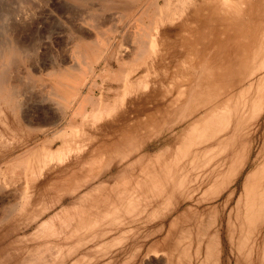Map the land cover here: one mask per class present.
Returning <instances> with one entry per match:
<instances>
[{
    "label": "rangeland",
    "instance_id": "obj_1",
    "mask_svg": "<svg viewBox=\"0 0 264 264\" xmlns=\"http://www.w3.org/2000/svg\"><path fill=\"white\" fill-rule=\"evenodd\" d=\"M80 1L0 0V27L8 29L15 37L29 41L30 47L32 46L36 53L31 62L34 66L43 61L45 65L66 60L68 62L65 64H72L74 59L73 55L70 56V49L74 33L71 30L74 31L76 27L87 29L95 40L101 38L104 30V34L108 32L106 43L109 45L98 62L97 71L99 72L107 62L106 66L110 64L116 68L120 59L128 54V48L129 52L133 48L130 37L133 32H130V29L132 31L135 28L136 24L132 23V20L134 15L139 14L132 11L130 14L132 13L133 17L128 14V18L121 23L116 21L119 19V9H114V5L105 6L102 0H93L95 5L92 0L90 3ZM96 1L99 4H96ZM156 2L162 3V0ZM205 2L196 1L194 8H198V11H190L173 22L165 23V26L173 30L167 32L164 45L160 44L161 42L160 45L157 44L158 54L153 52L144 61L135 64V69L130 71V79L137 82L148 80L142 84L139 82L141 89L133 91L137 85L130 88L132 91L129 90L128 93V90L121 88L124 87V84H121L122 79L96 76L94 81L90 76H85L87 85L83 88L84 92L91 89L97 96L112 98L105 99L111 107L115 106L112 110H115L114 114L111 111L112 113L105 117V120L109 119L106 122L103 116V119L90 124H85L84 120L82 123L70 122L69 119H73V115L69 113L71 110H68L66 117L63 116L64 103L56 98L50 99L45 93L50 84L48 76L43 75L42 81H39L40 85L29 82L25 86L21 72L24 69H20L18 78L21 79L22 76L20 106L24 110L23 115L28 118L30 115L32 118L36 114H42L41 105L45 104L46 107L48 99V105L56 100L57 102L52 104L55 108L51 107V111H47L54 115L55 125H43L47 130L41 129V132L38 129L35 134L20 139L19 143L10 144L14 152L13 154L10 151L11 155L16 160L20 159L18 154L22 158L26 156L23 162H27L24 164L22 158L19 160L24 168L20 164V178L16 179V184L12 182L18 190L13 184H9V190L0 195V202L8 205L17 201L19 205L16 208L0 207V255L2 257L5 253H11L8 255L10 258L5 254L8 259L0 257V261L4 260V263L6 260L5 264H25L31 257L36 260L38 252L37 254L43 257H39L42 258L38 260L42 262H39L40 264H207L210 254L204 252L207 251L206 242L216 231L219 236L218 246L216 253L210 256L216 259V264H234V260L238 259L237 264L240 261L243 262L240 264H245L248 259L245 255L248 254L249 264H264L261 251L264 250V218L249 230L252 233L248 234V240L245 233L250 228L247 223L242 224L245 230L240 228L242 225L234 222L237 216L241 219L244 215L247 193L264 190V27L262 26L257 36H254L261 42L256 48L243 46L247 40H252L248 38L250 35L247 33H238L236 39L230 41L227 35L232 33V29L228 30V34L213 29L210 24L197 29L199 21L195 15L200 17L210 14V9L203 5ZM217 2L220 8L218 16L216 15L217 22L214 21V24L220 26L224 22L222 17L227 14L225 11L230 15H237L241 10L240 18L244 21L248 19L245 12L248 0H216ZM101 3L105 6L104 9ZM148 4V1H144L143 5ZM227 4H231L232 8L224 10ZM97 5L103 11L99 10ZM107 8L110 10H106ZM93 10H99L102 15L100 20L105 23L104 26L109 25L105 26L109 27L108 29L103 25L101 29H92L85 23ZM130 18L132 22L129 21ZM262 22L264 25V17ZM70 26L76 27L73 29ZM96 32L99 33L98 38L95 36ZM226 39L228 43L217 42ZM236 40L239 47H235L233 43ZM122 42L125 46H120V49L118 45ZM110 45H113L112 48H109ZM109 49H113V52ZM117 49L122 53L118 54ZM237 54L243 55L245 60L248 58L249 62L247 67L241 68L238 78L235 73L239 65L236 69L233 67L230 74L225 72L227 60L235 59ZM212 57L214 61L208 62ZM103 59L106 62H103ZM48 60H53L54 63ZM153 61H156L154 67L151 66ZM144 72L150 73L149 76L140 77ZM210 73H214L216 77L207 78ZM116 79L118 82L115 83ZM25 80L28 82L27 78ZM42 83L45 84L43 87ZM118 85L121 86L120 89ZM122 90L126 92V95L122 92L125 101L123 95H120ZM119 95L122 96V101H119ZM225 98H229L231 101H228L234 107L229 103L230 108ZM115 99L122 104L115 105ZM233 99L238 101H232ZM34 100L38 102L36 105L39 110L36 111L39 112L31 109V102ZM105 100L103 99V103H106ZM171 100L176 102L171 103ZM221 102L227 104L222 105ZM220 104L223 107L228 105L227 108L233 112V117L231 114V119L229 118L222 130L206 134L208 130L197 127L193 134H188L194 122H199L203 116L206 118L210 110L221 106ZM138 106L145 107V110L137 114ZM116 109L125 110L127 121L122 124L123 129L113 133L107 125L118 121ZM41 114L38 116L43 117L44 113L43 116ZM68 117L71 126L66 121ZM32 119L29 120L36 121ZM63 128L68 132L67 148H63L61 143L60 134ZM186 132L191 140L187 139L188 136L184 137ZM114 137L120 138L121 141L112 142ZM183 140L190 142L187 146L183 145L182 149L178 148L181 151L176 153ZM49 144L50 149L59 152L61 156L57 155L43 165L31 160L37 152L44 148L49 149ZM27 152L30 155L34 152V155H24ZM11 157L4 159L9 161L12 160ZM4 163L0 162V165ZM157 164L162 167L160 170L156 168ZM147 171H150L152 176L156 175L152 178ZM246 182L249 186L254 185L253 190L246 189ZM231 218L236 228L229 226L227 221ZM229 231L232 232L233 238L229 237ZM234 235L240 238L241 235L245 236L242 240H237ZM239 241L241 244L244 241L248 246L241 248L244 243L241 245ZM249 245L253 247L249 248ZM234 246L238 249L236 251L240 252L238 259ZM256 247L257 250L260 249L257 252ZM246 249L250 253L253 251L252 257L248 251V254H245ZM29 261L26 264L38 263Z\"/></svg>",
    "mask_w": 264,
    "mask_h": 264
},
{
    "label": "bare ground",
    "instance_id": "obj_2",
    "mask_svg": "<svg viewBox=\"0 0 264 264\" xmlns=\"http://www.w3.org/2000/svg\"><path fill=\"white\" fill-rule=\"evenodd\" d=\"M81 1H89L88 3H90V0H81ZM81 1H80V3H81ZM103 2H104V5L105 6H115L114 7V9H119V19L118 20H116V21H123V20H126L127 18H128V14L131 16V14H130V12H132V11H137V13L139 14V15H134V17L136 18H134L133 16H131V18L133 17V19L134 20H132L131 21V18H130V22H132V23H135L136 25H134V24H130V25H134L135 26V28L134 29H132V31H131V29H130V32H133V33H131V35H130V37H131V43H132V45H133V48H132V50L129 52V48H128V54H126V56H125V54H124V56H125V58H121V57H119V58H121L120 59V61L118 62V63H120V64H118L117 63V65L118 66H116V68H114L113 66H110V64L108 65V66H106V64H108V62L102 67V69L98 72L97 71V65H98V62H99V60H100V58L104 55V53H105V50L108 48V43H106V41L108 40V38H109V35H107V33L108 32H106L105 34H104V30L102 31V30H98L99 32L100 31H102V33L101 34H103L102 36H101V38L100 39H98V40H95L93 37V35L92 34H90V32L87 30V29H82V28H78V27H76V26H70L71 28H73L74 29V27H76V29H74V31L73 30H71V32H73L74 33V39H73V43H72V48L70 49V51L72 52V54H70V56L71 55H73V59H74V61H73V63L71 64L70 62L68 63V64H65L66 62H68L67 60L66 61H60V62H58L57 60V63L55 62V64H49V65H45V62L43 61V62H41L40 64H37L36 66H34L31 62L27 65V67H25L24 68V71H21L22 73H23V75L25 74V78H27V80H28V84H29V82H32V83H34L33 85H35V84H38V85H40L39 84V81H42V79H43V75L45 76V75H47L48 77H47V79L50 81V84H49V88H47V92H45L46 90L45 89H43V90H45L44 92L45 93H47L48 94V96H49V98L50 99H57L58 101H60V102H62V103H64V105L62 104V106H63V109L62 110H64V111H66V112H64L63 111V116H65L66 117V115H67V113H68V110H71V111H69V113L70 114H72L73 115V119L72 118H70L69 119V117L67 118V120H66V118H65V120L69 123V121H68V119L70 120V122H74V123H77V122H80V123H82V121L84 120L86 123L85 124H87V123H92V122H94V121H96V120H99V119H103L102 118V116L104 117V120H105V117H107L108 115H110L112 112V114H114V111H112L113 109H115L114 107V104L116 105V104H122V102L121 103H118V100L116 101V99H115V101H116V103L115 102H113L114 104L112 105V106H114V107H111L110 105L111 104H109V103H107L106 101L107 100H111L112 98L111 97H108V96H104L103 98L101 97V96H97L95 93H94V91L93 90H91V89H88V91L86 92V90H85V92L83 91V88L87 85V83H86V80L84 81V79H85V76H90V78H92L94 81H95V78H96V76H100V77H103L104 78V76H109V78L110 77H113V79L116 77L117 79H122L123 81H122V83L121 84H124L123 86L124 87H121L122 89H125V91L126 90H128L127 92L129 93V90L130 91H136V89L137 88H140V86L139 85H141L142 83H146L148 80H146V81H143L144 79H141L140 78V80H142L143 82H141V81H138L137 82V80H134V79H130V71L134 68V66H136L135 64H137L138 62H140V61H144L145 60V58H147L149 55H151L153 52H155L156 54H158L157 52L159 51L158 50V46L160 45V44H162V45H164V42H165V38H166V35H167V32H170V31H172L173 30V28H171V27H168V26H165V23H169V22H173L174 20H177V19H179V18H181V17H183V15L184 14H187V13H189L190 11H192L193 13L194 12H196V11H198V8H194L195 7V2L196 1H206L203 5L204 6H206V7H208L209 9H210V14L209 15H206V16H201L200 15V17H199V15L198 14H196L195 15V17L198 19V21H199V24H198V26L199 27H197V29H201V28H203V27H205V26H207V25H209L210 24V26H212L213 27V29H217L218 31L219 30H221L222 32H225L226 34H228L229 32H228V30L229 29H232V33L231 34H228L227 35V39L229 40L230 39V41L231 40H235L236 39V35L238 34V33H247L248 35H250V36H248V38H250V39H252V40H250V41H246L245 43H243V46H245V47H247L248 45H250V47H255L256 48V46L257 47H259L260 45H261V42L260 41H258V40H256L255 38H254V36L256 35V34H258V31L260 30V28H262V26L264 27V25H263V17H264V0H248V4L246 5V7H245V12H247V14H248V19L246 20V21H244V19H241L240 18V16H239V14L241 13V10L239 11V13L236 15V14H229L227 11H225V13H227V14H225L223 17H222V19H223V23H221V25L220 26H218V25H216V24H214L213 22L215 21V22H217L216 21V19H217V13H218V10H219V3L217 2L216 3V0H162V3L160 2V3H157L156 1H159V0H102ZM144 1H148V5L146 6H144L143 4H144ZM213 1V2H212ZM78 2H79V0H78ZM92 2H94L93 0H92ZM102 2V3H103ZM84 3V2H83ZM101 3V5H102V7H103V4ZM147 3V2H146ZM213 3H215V4H213ZM96 4H99L97 1H96ZM208 4V5H207ZM93 5H95V2L93 3ZM153 5V6H152ZM104 6V7H105ZM142 6H144V8L142 7ZM192 6V7H191ZM232 5L231 4H227V6L226 7H224V10H226V8H227V10H229V8H232L231 7ZM99 6L97 5V8H98ZM104 7H103V9H104ZM117 7V8H116ZM92 8V7H91ZM91 8L90 9H88L89 11L91 10ZM110 8V7H109ZM109 8H107L106 10H110ZM193 8V9H192ZM113 9V10H114ZM97 10V9H96ZM99 10H101V8L99 7ZM98 10V11H99ZM98 11H95V10H93L92 12V14H91V16H89L86 20H85V23L87 24V25H90L91 26V28L92 29H96L97 30V28H100L101 29V27H102V25L104 26V24L105 23H103V21H101L100 20V17L102 16ZM101 11H103V10H101ZM115 11V10H114ZM105 12V11H104ZM116 12V11H115ZM89 13V12H88ZM91 13V12H90ZM117 13V12H116ZM136 13V12H135ZM134 13V14H135ZM230 13H232V12H230ZM133 15V14H132ZM217 15V16H216ZM117 16V15H116ZM115 16V17H116ZM127 17V18H126ZM116 18H118V17H116ZM126 18V19H125ZM68 19V18H67ZM136 20V21H135ZM69 21V20H68ZM67 21V22H68ZM128 21V23H130ZM219 22V21H218ZM71 22H69V24H70ZM85 23H83V24H85ZM122 23V22H121ZM127 23V25H129ZM257 23H259V24H257ZM123 24H126V23H123ZM71 25H72V23H71ZM74 25V24H73ZM183 27H185V25H183V24H181ZM69 26V25H68ZM105 26H109V25H105ZM104 26V28H109V27H105ZM111 26V25H110ZM260 26V27H259ZM84 28H86L85 26H83ZM130 27V26H129ZM128 27V28H129ZM104 28H102V29H104ZM14 29V28H13ZM12 29V30H13ZM16 29V28H15ZM109 30H111V29H109ZM134 30V31H133ZM153 30V31H152ZM105 31H107V30H105ZM117 31V30H116ZM174 32L176 33V31L174 30ZM173 32V33H174ZM97 34H99V33H97L96 32V37L98 36ZM233 34V35H232ZM105 35H107V36H105ZM12 36H13V39H14V41H15V43H16V45L18 46V47H20V48H22V49H28V50H30V51H33V49H32V46L30 47V43H29V41H27V39L25 38H18V37H15L13 34H12ZM67 36V35H66ZM72 36V35H71ZM93 36V37H92ZM257 36V35H256ZM67 37H70V36H67ZM99 37V36H98ZM97 37V38H98ZM31 38V37H30ZM70 38H72V37H70ZM95 41H94V40ZM223 40V42L222 41H219V40H217V42H218V44H225V43H228L229 41L228 40ZM72 39H70V41H71ZM256 40V41H255ZM159 42H161L160 44H159ZM240 42V41H239ZM128 42H126V44H127ZM131 43H130V48H131ZM234 43V45H235V47L236 46H240L239 44H238V41L236 40V41H234L233 42ZM70 44V43H69ZM129 44V43H128ZM157 44H159L158 46H157ZM33 45V44H32ZM124 45V43L122 42V44H120L119 43V47L121 46H123ZM241 45H242V43H241ZM111 46H113V45H110L109 46V48L111 47ZM125 46V45H124ZM123 46V47H124ZM69 47H71L70 45H69ZM121 47H120V49H121ZM127 47H129V45L127 46ZM161 47V46H160ZM225 47V46H224ZM227 47V46H226ZM34 48V47H33ZM67 48V47H66ZM112 48V47H111ZM116 48V47H115ZM115 48H113L114 50H115ZM229 48V47H228ZM113 49L112 50H110V51H112L113 52ZM122 49H124V48H122ZM160 49V48H159ZM162 50H163V48H161ZM160 49V50H161ZM167 49V48H166ZM119 49H117L116 51H118ZM225 50V49H224ZM224 50H222V52L224 51ZM115 51V52H116ZM124 51H125V49H124ZM70 52V53H71ZM120 50L118 51V54H120ZM218 52V51H217ZM117 53V52H116ZM122 53V52H121ZM111 54V53H110ZM115 54V53H114ZM110 55L108 54V57H109ZM112 56V55H111ZM114 56V55H113ZM121 56V55H120ZM211 56V55H210ZM220 56H222V54L220 55ZM47 57V56H46ZM61 57V56H60ZM72 57V56H71ZM219 57V56H218ZM107 58V57H106ZM116 58L118 59V57L116 56ZM159 58H160V56H159ZM163 58V57H162ZM38 59V58H37ZM47 59H48V57H47ZM63 59V58H62ZM111 59H114V58H111ZM156 59V58H155ZM212 60H210V61H208V62H210V63H212V61H214L213 59V57L211 58ZM215 59H217V58H215ZM40 60V59H39ZM44 60V59H43ZM61 60V59H60ZM64 60V59H63ZM108 60V59H107ZM115 60V59H114ZM248 60V58L245 60V57L243 56V55H240V54H237V57L235 58V59H229V60H227L228 62H227V65H226V67H225V72H227V74H230L231 73V69L233 68V67H235V69H236V67L239 65L240 67L239 68H237L236 70H237V72L235 73V74H237V78H238V76L241 74V68L243 69L244 67H247L248 65H249V62L247 61ZM40 61H42V60H40ZM48 61H50V60H48ZM52 62H53V60H51ZM50 61V62H51ZM55 61V60H54ZM117 61V60H116ZM115 61V62H116ZM149 61H151V60H149ZM72 62V61H71ZM103 62H106L104 59H103ZM156 62V61H155ZM154 61L153 62H151V66L152 67H154L153 66V64L155 63ZM33 63H34V61H33ZM54 63V62H53ZM46 64H48V63H46ZM140 64H142V63H139V65ZM148 66V65H147ZM146 66V67H147ZM149 66H150V63H149ZM150 66V67H151ZM138 67V66H137ZM135 69V68H134ZM147 69H149V68H147ZM152 69V68H151ZM23 70V69H22ZM146 70V69H145ZM147 72H151L152 73V71L150 70H147ZM143 73V72H142ZM145 74H146V72H144ZM20 74V69H17V71H16V73H15V76H14V78H13V80H12V85L15 87V86H19V87H21V84H23L22 83V81H20V80H22V76H20L21 77V79L20 78H18L19 75ZM143 75V74H141V75H143V76H140V77H142V78H144V77H147V76H149V74H146V75ZM158 75V74H157ZM214 77H216L215 76V74L214 73H210V74H208L207 75V78H214ZM24 78V79H25ZM132 78V77H131ZM106 79V78H105ZM117 79L115 80V83L116 82H118L117 81ZM130 79V80H129ZM139 79V78H138ZM192 79H193V77H192ZM191 79V80H192ZM111 81H113L112 79H110ZM120 81V80H119ZM24 82V81H23ZM38 82V83H37ZM124 82V83H123ZM136 82H137V84H136ZM139 82H141V84L139 83ZM159 82H160V80H159ZM32 83H30V85H32ZM25 84V83H24ZM44 83H42V87L45 85H43ZM139 84V85H138ZM139 87H138V86ZM25 86H26V84H25ZM24 85H23V87H25ZM46 86H47V84H46ZM45 86V87H46ZM110 85H108V87H109ZM134 86H137V87H134ZM113 87H115V86H113ZM120 87H119V85H118V88L120 89ZM134 87V89H130V88H133ZM142 87V86H141ZM110 88V87H109ZM116 88V87H115ZM21 89H22V87H21ZM141 89V88H140ZM139 90V89H138ZM137 90V91H138ZM117 91L118 92H120L118 89H117ZM116 91V92H117ZM21 92V91H20ZM20 92H19V95H20ZM122 92H124V90H122L121 91V93ZM22 93V92H21ZM109 93V92H108ZM125 93V95H126V92H124ZM133 93V92H132ZM103 94V93H102ZM113 94H115V93H113ZM112 94V95H113ZM142 94V93H141ZM100 95V94H99ZM109 96H110V93L108 94ZM111 95V96H112ZM120 95H123V97L122 96H120ZM119 96V98L121 99H119V101H122V98L124 99V94L122 93V94H120ZM47 96V97H48ZM103 96V95H102ZM115 96H116V94H115ZM128 96V95H127ZM46 97V98H47ZM107 97L108 98H111V99H107ZM113 98H114V95L112 96ZM122 97V98H121ZM163 97V96H162ZM175 97V96H174ZM45 98V99H46ZM126 98V97H125ZM176 98V97H175ZM35 100L37 99V98H34ZM41 99V98H40ZM39 99V100H40ZM103 99L105 100V99H107V100H105L104 102H106V103H103ZM180 99V98H179ZM225 99H227L226 100V102H228V105H229V103H230V99L229 98H225ZM33 100V99H32ZM33 101V102H31V107H33V108H31V109H34V112H39V111H36V110H39V109H37L38 108V102L37 101ZM49 100V99H48ZM48 100H47V106L45 107L44 105H41V106H43L42 107V111H43V113H44V116L43 117H40V116H38V115H40V114H36V116H33V117H36V119H34V120H36L35 122H31V120H29V119H32L31 117H30V115H29V118L28 117H26L25 115H23V113H24V110L21 108V106H20V108H18V107H16L15 106V104L14 103H10L8 100H6V99H4V100H2V101H0V123L2 124V126H0V162H2V163H4L3 165H0V195H2L3 193H5L7 190H9V184H13L14 185V183H15V181H16V179L17 178H20V159L22 158V157H20L19 155L20 154H18V157L20 158V159H15L14 157H13V155H11V153H10V151L11 152H13V147L10 145V144H12V143H19L20 142V139H22L23 137H27V136H31L32 134H35L34 132L35 131H37L38 129H40V131H41V129L42 130H47V128H45V127H42L43 125H45L46 127H52L53 125H55V121H54V115H51L50 114V108L52 107V104L56 101H54V102H52V104H49L48 105V103H50V102H48ZM172 100H174V98L172 99ZM171 100V101H172ZM176 100H177V98H176ZM228 100H230V101H228ZM246 100V99H245ZM41 101V100H40ZM40 101H39V103H40ZM74 101H76L75 103H74ZM112 101H114V99L112 100ZM124 101H125V99H124ZM232 101H235V99H233ZM238 101V100H237ZM237 101H235V102H237ZM248 101V100H247ZM252 101H254V100H251V102ZM37 102V103H36ZM57 102V101H56ZM110 102V101H109ZM173 102H176V101H172L171 103H173ZM251 102H249V103H251ZM44 103V102H43ZM74 103V104H73ZM110 103H112V102H110ZM179 103V102H178ZM224 103V102H223ZM254 103V102H253ZM37 104V105H36ZM41 104V103H40ZM39 104V105H40ZM71 104H73L72 106H71ZM158 104V103H157ZM221 104H222V102H221ZM220 104V105H221ZM225 104H227V103H225ZM225 104H222V105H225ZM156 105V104H155ZM218 105V104H217ZM221 105V106H222ZM228 105H226V107L224 106H218V107H221V108H223V109H221V108H218L217 106H215L214 108H216V110H213L214 108H212L211 110H210V114H208V115H206V118L203 116V119L201 118V120H199V122H194L191 126H190V128H189V130L188 131H191V132H188V134L189 133H191V134H193L194 133V130L198 127L199 129H203L204 131H206V130H208V132H205L206 134H211L210 132H215V133H218L220 130H222V128L225 126V124L226 123H228V121H229V118L231 119V114L233 113L232 111H231V107H230V105H231V103H230V105H229V109L227 108V106ZM29 106H30V103H29ZM41 106H40V108H41ZM88 106H90L89 107V109H88ZM117 106H119V105H117ZM232 106V105H231ZM247 107H248V105H246ZM246 106H244V107H246ZM59 107V106H58ZM232 107H234V106H232ZM243 107V109H245ZM246 107V108H247ZM253 107H255V105L253 106ZM30 108V107H29ZM46 108V109H45ZM53 108H55V107H52V109ZM117 108V107H116ZM123 108V107H122ZM145 107H143V106H138L137 108H136V113L137 114H139V112L141 111V110H145L144 109ZM218 108V109H217ZM59 108H57V110H58ZM117 109H119V107L117 108ZM116 109V110H117ZM235 108H233V110H234ZM252 109V108H251ZM250 109V110H251ZM27 110H28V108H27ZM26 110V111H27ZM48 110H50L48 113H47V111ZM61 110V109H60ZM59 110V111H60ZM32 112H33V110H31ZM112 111V112H111ZM213 111V112H212ZM33 112V113H34ZM229 112H231L230 113V115L228 116V114H229ZM234 112H235V110H234ZM27 113V112H26ZM29 113V112H28ZM33 113H31V114H33ZM52 113V112H51ZM66 113V114H65ZM30 114V113H29ZM115 114H117V116H118V121L117 122H111V123H109L108 125H107V127L110 129V130H112L113 131V133L115 132H118L119 130H121V129H123L124 128V126L122 125V124H125V122L127 121V117H126V113H125V110L123 109V110H117L116 112H115ZM206 114V113H205ZM34 115V114H33ZM71 115V116H72ZM204 115V114H203ZM235 115V114H234ZM68 116H70V115H68ZM70 116V117H71ZM24 117V118H23ZM61 117H62V115H61ZM232 117H233V114H232ZM79 119V120H78ZM33 120V119H32ZM33 120V121H34ZM106 120H109V119H106ZM106 120H105V122H106ZM112 121V120H111ZM233 121V120H232ZM64 123H66V122H64ZM35 124H37V125H35ZM72 124V123H71ZM38 125H40V126H38ZM63 125V124H62ZM65 125V124H64ZM69 126H71L70 125V123H69ZM68 126V124H67V127H69ZM66 127V128H67ZM42 132V131H41ZM68 132L65 130V128H63L62 130H61V134H60V136H61V143H62V147L63 148H67L68 146H69V143H68V140H67V134ZM38 134V133H37ZM188 134H187V132H186V136H184V137H187L188 136ZM50 137H52V136H50ZM183 137V138H184ZM190 137H192V135H190ZM50 139H52V138H49V140ZM185 139V138H184ZM187 139L188 140H191L192 138H189V136L187 137ZM47 140H48V138H47ZM119 141H121V139L119 138L118 139V137H114V139H112V142H119ZM184 141V140H183ZM187 141V140H186ZM188 143H186L185 141L182 143V144H179V146L177 147V149L178 148H180V149H182V147H183V145H185V146H187V144H189V142L190 141H187ZM180 145H181V147H180ZM44 146V145H43ZM43 146H41V148L43 147ZM19 147V146H18ZM44 147H46V144H45V146ZM175 147V148H176ZM47 148H49V149H46V148H44V150H42L41 152L39 151V152H37V154H33L35 151H36V149L34 150V152H32V154L34 155V158H32L31 160L33 161V160H36L35 162H36V164H39V165H43V164H45L46 162H49L50 160H52L55 156H57L58 155V157L59 156H61V154L59 153V152H55V151H53L52 149H50V144H49V147L47 146ZM16 149V148H15ZM177 149H175L176 151H177ZM180 149H178V151L176 152V153H179V150ZM18 150V149H17ZM39 149H37V151H38ZM181 151V150H180ZM17 152V151H16ZM176 153H175V156L177 157V155H176ZM13 154H14V152H13ZM27 154V156H31L30 154H28V152L27 153H25L24 155H26ZM130 154V153H129ZM128 154V155H129ZM181 154V153H180ZM15 155H17V154H15ZM14 155V156H15ZM10 156H12L10 159H12V160H5L4 158L5 157H7V159L9 158ZM21 156H23L22 154H21ZM16 158H17V156H15ZM25 157L26 156H23V158H24V160H25ZM162 157V155L160 156V158ZM179 157V156H178ZM23 158H22V162H23ZM3 159H4V162H3ZM14 160V161H13ZM26 160H27V158H26ZM155 160H157V159H155ZM158 160L160 161V159H159V157H158ZM162 160V159H161ZM166 160V159H165ZM169 161H172V160H170V159H168ZM29 161H30V158H29ZM29 161H28V163H29ZM168 161V162H169ZM24 162H27V161H24ZM23 162V163H24ZM156 162V161H155ZM154 162V163H155ZM161 162V161H160ZM160 162H158L159 164H160ZM167 162V163H168ZM173 162V161H172ZM157 163V162H156ZM174 163H176L175 161H174ZM25 164V163H24ZM164 164H166L165 163V161H164ZM23 164H21V166H22ZM167 165V164H166ZM168 165H170V164H168ZM160 166H161V164H160ZM151 167H153V165L151 166ZM22 168H24L23 166H22ZM156 168H158L159 170H160V168H162V167H159L158 166V164L156 165ZM173 168V167H172ZM171 168V169H172ZM23 170V169H22ZM148 170H150V168L148 169ZM152 170V169H151ZM153 170H154V167H153ZM159 170H158V172H159ZM173 170H175L174 168H173ZM173 170H171V171H173ZM164 171V170H163ZM162 171V172H163ZM27 172V171H26ZM148 172V171H147ZM161 172V171H160ZM24 173V172H23ZM149 174H150V171L148 172ZM155 173H157V171L155 172ZM152 174V173H151ZM150 174V175H151ZM156 175V174H155ZM154 175V176H155ZM154 176H152L151 175V177L153 178ZM146 178H148V177H146ZM18 180V179H17ZM14 181V183H12ZM16 184V183H15ZM246 189H251V190H253V188H254V185H252V186H249V184H247V182H246ZM11 186V185H10ZM15 186V185H14ZM13 187V186H12ZM16 187V186H15ZM17 188V187H16ZM12 189H14V187L12 188ZM11 190V189H10ZM17 190H18V188H17ZM249 192V191H248ZM16 203V204H15ZM18 204H17V201L16 202H14V204H5L4 202H0V207H2V208H16V207H18L17 206ZM245 212H244V215L241 217V219H238V216L236 217V219L234 220V222L236 223H239L240 224V226L242 225V224H245V223H247V227L248 228H250V229H248V231H247V233H245V232H243V233H245V234H247V239L246 240H248L250 237H248V234L249 233H252L251 231H249V230H252V227L253 226H257L260 222H262V220H263V218H264V190H262V191H256L255 193H253V191H251V193L249 194V193H247V195H246V199H245ZM236 216V215H235ZM179 217H180V215H179ZM178 218V217H177ZM180 219H181V217H180ZM229 219V218H228ZM227 222H229L230 223V225L229 226H232L233 225V220H232V218L229 220V221H227ZM235 226V228H236V225H233V227ZM237 226L239 227V225L237 224ZM232 227V228H233ZM245 227V226H244ZM243 227V225L240 227V228H243V229H245L246 230V228H244ZM55 228V227H54ZM53 228V229H54ZM58 228V227H57ZM56 228V229H57ZM240 228H238V229H240ZM258 228V227H257ZM46 230H47V228H46ZM229 230H230V228H229ZM233 230H234V228H233ZM240 230H242V229H240ZM239 230V231H240ZM255 230V229H254ZM236 231V230H235ZM239 231H238V233H239ZM216 232V231H215ZM213 233V235L211 236V238L210 239H208V241L206 242L207 244V246H205V249L207 250V251H205L204 250V252H206V253H209L210 255H209V257L207 258L208 259V262H207V264H216V259L214 260L213 258H210V256L212 257V255L213 254H215L216 253V247L218 246V242H217V240H219L218 238H219V236H218V232H216V233ZM230 232V231H229ZM226 233H227V231H226ZM234 234V233H233ZM236 234V233H235ZM240 234V233H239ZM229 237L230 238H233L232 236V232H230L229 234ZM238 235V234H237ZM237 235H234V237L235 236H237ZM217 236H218V238H217ZM225 236V235H224ZM243 236H245V235H243ZM242 235H241V238H240V236H237V240L239 239V240H242L244 237H243ZM250 236V235H249ZM225 237H227V235L225 236ZM239 237V238H238ZM243 237V238H242ZM234 239H236V238H234ZM224 240H226L227 241V239H224ZM245 240V241H246ZM228 241H229V239H228ZM231 242H232V239L230 240ZM233 242H235V241H233ZM237 242V241H236ZM240 242V241H239ZM227 243V242H226ZM244 243V244H243ZM243 247H241V248H244L245 249V246H248V245H245V244H247V243H245L244 241H243ZM217 244V245H216ZM228 244H229V242H228ZM237 244V243H236ZM235 243H234V245H236ZM240 244H241V242H240ZM241 244V245H242ZM230 245V244H229ZM238 245V244H237ZM235 247V246H234ZM238 247V246H237ZM250 247H253V245H249V248ZM230 248V247H229ZM249 248H248V250H249ZM255 248V247H254ZM231 249V248H230ZM235 251H236V247L235 248H233ZM232 250V249H231ZM238 250V249H237ZM243 250V249H242ZM241 250V251H242ZM247 249H246V252L248 251ZM256 252L258 251V250H260L259 248H258V250H257V247H256ZM38 251V250H37ZM250 251H252V249L250 250ZM262 251V253H263V255H264V250H261ZM244 252V251H243ZM249 252V251H248ZM248 252L247 253H245V254H248ZM253 252V251H252ZM251 252V253H252ZM256 252H254V253H256ZM8 253V252H7ZM38 253V252H37ZM36 253V255H38L36 258V260H35V258H33V257H31V260L29 261L28 260V257L26 258L29 262H33V261H35V262H38L37 264H40V263H42L41 261H38V260H41L43 257H42V255L40 254V256H39V254H37ZM206 253H204V254H206ZM238 253V256H237V258L236 259H238L239 258V253L240 252H238V251H236V254ZM250 253V252H249ZM250 253V254H251ZM6 254V253H5ZM4 254V256H2L1 257V255H0V257L3 259V257H6V258H4V259H8V257L10 258V256H8L9 254L11 255V253H9L7 256ZM243 254V253H242ZM252 255L253 254H251V257H252ZM263 255H262V258H263ZM206 256H208V255H206ZM246 256H247V260H246V262H248V260L250 261V257H249V254L248 255H245V258H246ZM259 256V255H258ZM39 257H42L41 259H39ZM234 257H235V255H234ZM242 257H244V255L242 256ZM0 258V259H1ZM23 259V258H22ZM25 259V260H26ZM29 259H30V257H29ZM33 259V260H32ZM252 259V258H251ZM259 259V258H258ZM258 259H257V262H258ZM264 259V258H263ZM239 260V259H238ZM237 260V261H238ZM260 260V259H259ZM4 261V260H3ZM3 261H0V264H5V262H6V260H5V262L3 263ZM27 261V262H28ZM235 262H234V264H237L236 262V260H234ZM243 261L245 262V259H243ZM253 261V260H252ZM18 262V261H17ZM26 261H25V264L27 263ZM35 262H33V263H35ZM40 262V263H39ZM241 263H243L242 261H240ZM240 262H239V264H240ZM245 262V264H247ZM261 262V261H260ZM263 262H264V260H263ZM19 263H20V261H19ZM22 263V262H21ZM14 264H16V262L14 263ZM36 264V263H35ZM203 264V263H202ZM248 264H249V262H248ZM251 264V263H250Z\"/></svg>",
    "mask_w": 264,
    "mask_h": 264
},
{
    "label": "clouds",
    "instance_id": "obj_3",
    "mask_svg": "<svg viewBox=\"0 0 264 264\" xmlns=\"http://www.w3.org/2000/svg\"><path fill=\"white\" fill-rule=\"evenodd\" d=\"M36 57L34 51L18 47L11 32L0 27V101L6 99L20 108L22 97L20 87L13 86L12 80L17 69H24ZM25 84L28 82L24 79Z\"/></svg>",
    "mask_w": 264,
    "mask_h": 264
}]
</instances>
